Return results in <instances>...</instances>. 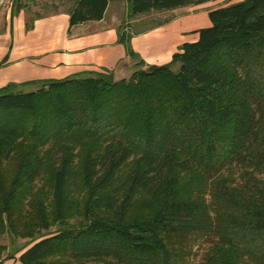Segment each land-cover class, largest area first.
<instances>
[{
    "label": "trees",
    "instance_id": "16d2710c",
    "mask_svg": "<svg viewBox=\"0 0 264 264\" xmlns=\"http://www.w3.org/2000/svg\"><path fill=\"white\" fill-rule=\"evenodd\" d=\"M125 1L131 17L206 2ZM107 6L77 0L69 27ZM208 18L161 66L118 29L128 79L0 88V239L34 242L20 264H264V0Z\"/></svg>",
    "mask_w": 264,
    "mask_h": 264
},
{
    "label": "crops",
    "instance_id": "0c3cea01",
    "mask_svg": "<svg viewBox=\"0 0 264 264\" xmlns=\"http://www.w3.org/2000/svg\"><path fill=\"white\" fill-rule=\"evenodd\" d=\"M107 1L102 20L71 28L69 11L41 16L32 24L19 16L14 31L0 37V88L10 83L63 80L106 70L116 73L122 69V74L128 73L131 61L125 47L118 43V18H108L110 2ZM212 6L206 1L198 6L165 11L172 14L169 20L145 32L131 34V48L148 65L170 63L183 44L198 39L197 31L211 26L208 13L216 9Z\"/></svg>",
    "mask_w": 264,
    "mask_h": 264
},
{
    "label": "rangeland",
    "instance_id": "374dc122",
    "mask_svg": "<svg viewBox=\"0 0 264 264\" xmlns=\"http://www.w3.org/2000/svg\"><path fill=\"white\" fill-rule=\"evenodd\" d=\"M77 0H0V37L9 34L16 28V24L19 16L24 18V21L28 24H32L34 19L48 14H52L60 11H70ZM209 4L213 5V8L224 7L230 4H235L243 0H206ZM110 5L108 8V18H118L116 26L119 27L120 32L124 35L139 34L150 30L159 24L169 20L172 16L171 13L161 12H149L147 14L131 17L129 16V7L125 0H109ZM18 11V14H15ZM12 16H15L13 19ZM128 73H123L122 69H119L115 74L116 80L128 79L133 71L137 68L134 63L131 62ZM177 69V65L173 67V70ZM130 70V71H129ZM36 85L22 86L18 91L23 93H29L35 90ZM58 231V227L51 228L45 236H52ZM34 242L30 239H15L11 235L5 234L0 239V245L6 249L0 252V264H20L17 258L22 252L32 246ZM202 250L198 252L196 259H193L190 264H200ZM13 257V258H11ZM56 262L61 260L55 259ZM58 264V263H56Z\"/></svg>",
    "mask_w": 264,
    "mask_h": 264
}]
</instances>
